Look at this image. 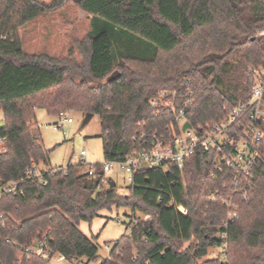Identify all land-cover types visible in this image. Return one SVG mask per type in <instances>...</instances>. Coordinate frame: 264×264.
I'll return each instance as SVG.
<instances>
[{
	"label": "trees",
	"instance_id": "16d2710c",
	"mask_svg": "<svg viewBox=\"0 0 264 264\" xmlns=\"http://www.w3.org/2000/svg\"><path fill=\"white\" fill-rule=\"evenodd\" d=\"M73 1L90 18L89 32L75 44L80 58L74 50L64 58L27 54L19 29ZM259 69L264 0H0V136L7 138L0 154V264H50L24 252L44 238L67 261L97 262V239L78 225L113 208L144 219L127 225L130 233L102 264H264V139L243 179L220 169L219 151L196 150L181 169L142 167L122 196L116 185L102 184L101 163L95 177L82 165L57 171L35 122L37 109L99 116L105 161L120 162L144 148L142 138L169 135L174 114L149 101L176 90L180 107L191 102L186 120L194 128L244 106L238 140L251 127ZM114 72L120 75L106 83ZM33 164L41 178L27 175ZM14 183L23 194L6 192ZM225 203L236 206L231 223ZM214 249L219 255L204 260Z\"/></svg>",
	"mask_w": 264,
	"mask_h": 264
},
{
	"label": "built area",
	"instance_id": "2783aa9c",
	"mask_svg": "<svg viewBox=\"0 0 264 264\" xmlns=\"http://www.w3.org/2000/svg\"><path fill=\"white\" fill-rule=\"evenodd\" d=\"M255 83L252 87V95L249 106L252 111L248 115L251 127L242 129V134L235 139L239 133L235 130V125L243 117L245 107H240L233 111L227 118L208 126H200L184 130L187 107L191 102L185 103L184 107L178 105L179 94L176 90H163L159 95L149 101V106L154 110L167 109L175 116V123L171 125L168 136L153 135L148 138H142L144 148L140 151L131 153L124 161H105L101 163L102 184L110 186V174L115 168L121 169L126 175V181L131 185L134 184L135 175L142 167L162 168L166 164H175L179 169L183 168L185 162L195 153L196 150H217L222 154L220 169L226 168L236 174V179L240 180L247 177L253 168L259 154V143L264 139V71L254 70ZM57 126L63 128L65 124L73 123V119L67 113L59 114ZM7 138L0 136V154L6 151ZM82 156L86 157L87 152L83 151ZM97 163L89 165L87 174L89 177L97 175ZM57 171L67 172L66 168H58ZM29 177L41 178L42 170L39 165L33 164L27 169ZM6 192L18 196L23 194L21 185L18 183L11 184ZM225 206L231 210L229 214V223L237 218L236 206L231 203H225ZM181 213L187 214V211L180 208ZM5 214L0 213V221ZM130 218V217H129ZM142 218L139 216L130 218L129 228H135ZM225 225L221 229H226ZM127 228V227H126ZM130 233V229L126 230ZM225 238V236H224ZM48 238L38 240L33 245L26 247L24 252L53 264L66 261L67 259L60 254H53L48 246ZM227 247V244H226ZM111 246L106 245L108 253Z\"/></svg>",
	"mask_w": 264,
	"mask_h": 264
},
{
	"label": "rangeland",
	"instance_id": "374dc122",
	"mask_svg": "<svg viewBox=\"0 0 264 264\" xmlns=\"http://www.w3.org/2000/svg\"><path fill=\"white\" fill-rule=\"evenodd\" d=\"M90 30L89 16L80 10L74 1L65 6L47 13L38 19L26 24L18 31L19 39L24 51L29 55L46 54L52 57L64 58L71 51H75L77 59L79 54L75 44L83 40ZM73 123H67L59 128V116H51L44 109L36 110L35 122L39 125L44 145L51 151L50 160L53 167L67 168L69 165H82L81 172L87 171L89 165L104 163L101 119L99 116H89L84 113H68ZM4 126L3 113L0 110V129ZM87 156L83 157L82 152ZM110 179L117 186L122 196L129 194L130 184L126 181L125 173L115 168ZM105 187L108 188L107 185ZM131 211L125 208L112 211H101L91 223L81 221L79 230L89 239H97L95 244L99 250L100 259L89 263L86 259L74 261H53V264H102L109 256L105 246H113L114 242L126 233L130 223ZM137 216L144 219L143 215ZM220 250H211L208 258L217 257Z\"/></svg>",
	"mask_w": 264,
	"mask_h": 264
},
{
	"label": "water",
	"instance_id": "95a60500",
	"mask_svg": "<svg viewBox=\"0 0 264 264\" xmlns=\"http://www.w3.org/2000/svg\"><path fill=\"white\" fill-rule=\"evenodd\" d=\"M119 75H120L119 72H114L110 77L107 78L106 83H110V82L114 81ZM89 116L91 117L93 115H89ZM191 127H192V125L189 122H187L184 125V130L190 129ZM115 185L116 184L114 182H111V184H110L111 188H114Z\"/></svg>",
	"mask_w": 264,
	"mask_h": 264
}]
</instances>
